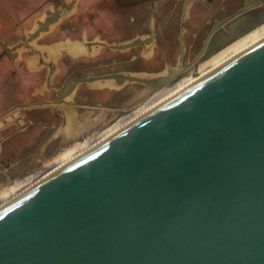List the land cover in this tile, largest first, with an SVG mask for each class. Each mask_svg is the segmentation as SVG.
<instances>
[{"label": "water", "instance_id": "water-1", "mask_svg": "<svg viewBox=\"0 0 264 264\" xmlns=\"http://www.w3.org/2000/svg\"><path fill=\"white\" fill-rule=\"evenodd\" d=\"M192 1H182L178 64L70 79L59 96L96 80L156 89L176 81ZM258 3L217 21L196 58L254 28ZM41 60L48 83L52 67ZM195 78L1 205L0 264H264V36ZM67 104L60 96L55 106L77 127L83 115Z\"/></svg>", "mask_w": 264, "mask_h": 264}, {"label": "crops", "instance_id": "crops-1", "mask_svg": "<svg viewBox=\"0 0 264 264\" xmlns=\"http://www.w3.org/2000/svg\"><path fill=\"white\" fill-rule=\"evenodd\" d=\"M6 1L7 0H1V6ZM14 1L13 12L17 15L15 20L19 24L22 23L19 28H22V34H24L23 36H25L27 22H32L33 25L36 23L40 24L41 22H45L44 20L47 17H56L57 15L59 19L56 24H60L62 21L73 20V18L77 17V20L81 19L80 22L76 21L80 27L72 28L74 30H82V38L86 39L85 41L83 40V42H78L74 39L70 41L73 44L80 45L82 47V53L80 52L79 55H75V53L72 52L71 46H69V48H71L70 54L68 51H63V53L69 54L66 56L72 58L78 56H86V58H99L103 55L108 57V59L105 60L102 66L109 65L108 63L110 62L111 64H119L122 66L117 70H106L104 67H96L94 69L98 70L87 73L83 76V78L117 72L151 71H148L146 68H138V60L136 61L135 68L129 66L130 64L128 63L133 61L131 58L134 55L137 56L136 54L131 53L130 57L128 53L133 50L134 46L126 47L124 49L107 47V53H105V51L103 52L102 48H100L101 46H104L99 45V43L104 39L101 37V32L99 31H103L102 34L104 31H119L120 35V30H127L131 29L133 26L135 27L134 23L131 24L130 22H127L125 23L126 25L123 24L126 20L124 14L136 13L137 8H141L147 4L144 2L145 0H42L39 7L35 9H31L32 5L26 4V0ZM146 1H149L148 3L151 4V7L150 12L148 11V16L145 19L144 29L150 30V33L153 31V35L150 36V33L142 35V38L143 36L146 38L145 42L143 44H138V46L144 45L146 52H152L151 54L153 55L154 47L158 45L159 40H163L160 41L162 42V45H168L166 40L169 35L166 30L171 28L170 25L177 24V36L175 39L178 41V28L183 0ZM170 1H180V9H177L175 4L171 5L173 6L172 8H168ZM217 1L219 2L217 3ZM246 2H250V0L192 1L188 4L183 20L184 43H190V45L193 44V41L198 38L199 32L206 24L212 22L209 27L210 29L217 21L229 16ZM26 7L29 10L25 11L24 8ZM165 8L167 9L165 10ZM21 13H27L28 15L27 17L26 15H22L23 21L20 20ZM78 15H80V18ZM176 16H178L177 22H175ZM0 20H2V18H0ZM132 22H134V19ZM12 27L13 25L10 29H12ZM90 29L98 31V34L95 35L98 36V40L96 42L89 40V37L85 36L86 32L83 30L89 31ZM6 30H8V26H6ZM115 36L118 38L117 33H115ZM170 36L172 37L171 33ZM116 38H113V40L107 39L109 42L106 43L115 44ZM127 39L117 40V42L122 43V41L124 42ZM189 39L190 41L188 42ZM72 41L77 42L75 43ZM56 42L57 41L54 43ZM1 44L5 47L4 51H6V53L8 52L6 55L8 57L7 60H10L14 64V68H16L17 86L15 87L12 85L5 71L2 70L4 66L2 59L3 56L0 53V119H2V121H0V177L5 172L9 174L23 172L25 171L24 167H31V165L36 161L41 163L44 161H40L41 157H45L44 159L49 157L50 154L57 150L56 148H58L59 145H62L63 142L67 141L69 136L68 121L63 111L54 105L57 100L49 97L48 93L42 90V85L30 89V86L33 85L38 78L36 77L35 80L33 79V75L30 74L38 71V69L33 66V63L40 58V55L37 53L33 55H26L21 52H16L13 48H10L13 44H5L2 40ZM34 44L35 48L42 45L38 42V40H35ZM51 44H53L52 41ZM173 44L174 42H169V45ZM42 52L43 56L49 57L47 50L43 49ZM63 53L60 52L57 59H55L56 67L54 68L53 75H57L61 71L59 60L63 57ZM121 54L126 55V57L118 58ZM168 60H170L169 57ZM166 61L167 58L164 62ZM99 65L101 66V64H98V66ZM20 69H22L24 73L28 74V76L25 77L19 75L18 70ZM113 81V79H104L96 80L94 82L78 83L77 85L72 86L71 94L69 97H66L65 100L72 108L75 109L76 113L80 112V106H106L107 104V106L109 105L108 107L112 108H125L134 104L136 102L135 85H133V83L129 85L128 83H124L122 85H118L116 83V85ZM18 85L20 86V90ZM7 87H10V89ZM125 90L128 91L126 92ZM14 92L19 93L20 101H16V99H14ZM9 94H11V98L8 100L7 96ZM75 98L81 99V101L79 102V100L77 101ZM89 113L90 109H85L81 115H83V119H89L86 123L91 124L94 123L96 118H90ZM94 115H96V113H94ZM82 118L80 119L79 124L81 123ZM63 120L66 121L65 124H63Z\"/></svg>", "mask_w": 264, "mask_h": 264}, {"label": "rangeland", "instance_id": "rangeland-1", "mask_svg": "<svg viewBox=\"0 0 264 264\" xmlns=\"http://www.w3.org/2000/svg\"><path fill=\"white\" fill-rule=\"evenodd\" d=\"M1 1V0H0ZM25 1V0H24ZM42 0H26L25 3L28 5H32L31 9H35L37 7H39L40 3ZM258 6L261 4H264V0H258ZM15 1L14 0H7L6 2H4L1 6L0 3V18H2V20H0V53H1V40L5 43V44H13L15 45L16 43L23 41L25 39L29 40V45L30 46H23L20 48H13V45L10 48H13L14 51L16 52H21L24 54H28V55H33V54H38L40 53L42 58L44 59V62H48L52 64V72L50 73V78H52V82L50 85L53 86H58L60 87V85L63 83L64 80H70L71 78H75V76L78 77H83L85 76L87 73L96 71L98 69H94L96 67H101L106 70H117L118 68L122 67L119 64H111L108 63L109 65H105L102 66L105 62V60L108 59V57L106 56H100L99 58H86V56L84 57H73L71 59V62L68 61V58L66 57V55H69L71 53V48H69V46H65L64 43H68L71 42L70 40L74 39L77 40L78 42H83V40L85 41L86 38H82V30L80 29H73V30H63V29H59V24L55 23H51V25L46 28L43 29L42 31H40V33L38 34V36H35L34 38H31L29 35L30 34H34V31H36L38 28H41V26L39 25V23H36L35 25H33L32 22H27L26 24V32H25V36H23L24 34H22V28H19L20 24L16 23L15 17L17 16L14 12H13V3ZM147 4L141 8H137L136 13L133 14H124L125 16V21L123 24L130 22L131 24L134 23L135 27H131V29H127V30H120V35H119V31L116 32H112V31H104V33L102 34L103 31H99L101 32V37H103V41L102 42H109L108 40H113V38H116L115 33H117L118 38H116V43L118 44L117 40H121V39H127L124 42L127 41H135V40H139L142 38V35L146 34V32H148V29H144V25H145V19L148 16V11L150 12V7L151 4L148 3L149 1H144ZM219 1H217L218 3ZM250 2H254L251 1ZM170 5H168V8H172L173 6H171L172 4H175V7L178 9H180L181 7V2L180 1H170L169 2ZM149 5V6H148ZM257 5H254L253 7H255ZM167 8H165L166 10ZM25 11L29 10L26 8H24ZM133 11V10H132ZM135 11V10H134ZM129 14V15H128ZM21 15H27L21 13ZM134 19V22H132V20ZM178 16H176L175 18V22H177ZM81 19L77 20L76 18H73V20H70L71 25L73 27H80L79 24H77L76 21L80 22ZM31 21V20H30ZM231 22V21H230ZM229 23H224L221 25L222 28H225L226 26L230 25ZM16 23V25L14 24ZM13 25L12 29L11 26ZM121 24V25H123ZM211 23H208L205 25V27L199 32L198 34V38L195 39L193 41V44L190 45V43L185 44L184 40H183V50H184V54L182 56V62L184 63V68L181 71L180 75H179V80L176 83H179L181 81H184L187 77L189 76H193L194 78L198 76V74L201 76V72L200 70L203 68V66L205 64L208 63V61H210L212 58L219 56L220 54L224 53L221 52L219 54L214 55L213 57H210L209 60H207L205 63L200 62L197 58H196V53L200 50L201 46H202V42L203 39L206 37V35L208 34V30ZM55 25V26H54ZM126 25V24H125ZM130 25V24H128ZM177 24L174 25H170V29H167V33H168V39L166 40V42H168V45H162L163 41L162 39L158 41V45H156L154 47V51H153V55L151 54L152 52H146L144 45L142 46H134V50H131L129 53V55L132 54H136L138 56V68H148L156 73H164L166 70V67L171 65V66H175L176 64L179 63L180 59H179V45H178V41L175 39V37L177 36ZM6 26H8V30H6ZM132 26V25H131ZM58 27V28H57ZM221 28V29H222ZM84 32H86V37H89V40H93L94 42H96L98 40V36H95L96 34H98V31L95 29H90L88 30H83ZM165 33V31H164ZM170 33L172 34V37L170 36ZM148 34V33H147ZM95 36V38H94ZM144 37V36H143ZM24 38V39H23ZM59 38V39H58ZM57 39V40H55ZM108 39V40H107ZM38 40V42H40V44H42L41 46H38L37 48H35V44L34 41ZM57 41L55 44L59 43V47L55 44L51 45V41L52 43H54L55 41ZM77 41H72V42H77ZM172 41L174 42L173 45H169V42ZM190 41V39L188 40V42ZM102 42H100L99 44H101ZM123 42V41H122ZM46 44V45H44ZM50 44V45H49ZM93 44V43H90ZM75 45V44H73ZM49 46V47H48ZM78 46V45H77ZM101 46V45H100ZM119 46L120 49H124L126 47H122L120 45ZM75 47V46H74ZM132 47V46H129ZM143 47V48H142ZM98 48V47H97ZM102 48V51L105 53H107V47H100ZM104 48V49H103ZM110 48V47H109ZM39 50V52L37 50ZM43 49L47 50L49 57L48 56H43ZM63 51H68L69 54H65L63 53ZM62 52L63 53V57L59 60V65H60V69L61 72H59L56 77H53V72H54V68L56 67L55 64V59H57L59 53ZM80 52L82 53V51L76 52L75 55H79ZM160 55L164 56L167 58L166 62H162V64L158 63V59H160ZM3 56V68L2 70L5 71V73L7 74L10 82L12 83L13 86H17V74H16V68H14V64L10 61L7 60V56ZM131 56V55H130ZM141 56V57H139ZM126 55L121 54L119 55L118 58H125ZM168 57L170 58V60H168ZM165 58V60H166ZM219 60V59H218ZM67 62L66 66L64 65V62ZM98 64H101V66ZM6 65V66H5ZM46 65L43 62H40L39 59L36 60L35 63H33V66L35 68L38 69V71L33 72L30 75H33V79H36V77H38V81H36L33 85L30 86V89H33L34 87H37L40 85L41 80H43V86L42 89H46L48 88L49 85V81L47 83V81L45 82L46 78H47V68L44 66ZM211 65L208 64V66ZM44 66V67H43ZM58 66V65H57ZM206 66L205 68H203L202 73L205 71V69L208 67ZM17 67V66H16ZM43 67V68H41ZM93 67V68H92ZM99 68V69H101ZM18 69V68H17ZM72 69V71H70ZM148 69V71H150ZM18 74L21 76H28V74L24 73L22 71V69L18 70ZM47 75V76H46ZM196 79V78H195ZM133 83V82H132ZM131 84L128 82V85ZM49 85V86H50ZM136 87V95H135V103L127 106V107H123V108H112V107H108L107 104L106 106H88V107H79L80 111L81 110H85V109H90V118H96V120L94 121V123H86V121H88L89 119H82L81 120V125L85 128L83 129V134L80 137V144H77L76 142L78 140H73V141H65L63 142L62 145H59L58 148H56V152L52 153L49 155V157H47L46 159H44L45 157H41L40 161H42L41 163H39L38 161L34 162L31 167H24L25 171L23 172H18V173H14V174H9L7 172H5L4 174H2V176L0 177V199L3 198L4 196H6L7 194H10L14 189L17 190L16 188L19 187H23L24 184L25 186L31 185L37 181H39L41 178H43L44 176H46L48 173H50L55 167H57L60 163H62L63 161H65L66 159H68L69 157H72L75 154L80 153V151H83L86 147H88L90 144H92L96 139H98L101 135L105 134L106 132H108L110 129H112V127L121 119H123L126 115L134 112L136 109L146 105L150 100H152L154 98V96L156 94L161 93L162 91L165 92V89H171L174 87V85L172 87H161V88H154L153 86H148V85H144V84H134ZM179 85V84H178ZM178 85H175V87H177ZM8 89H10V87H7ZM18 88L20 90V86L18 85ZM126 92L128 90H125ZM172 91V90H171ZM171 91H169V93H171ZM14 99L18 100L20 98V95L18 92H14ZM19 97V98H17ZM8 100L11 98V94H9L7 96ZM137 107V108H135ZM135 108V109H134ZM132 109H134L132 112L128 113L129 111H131ZM94 113H96V115H94ZM128 113V114H127ZM76 141V142H75ZM58 143V142H57ZM59 144V143H58ZM1 167V165H0ZM30 182V184H29ZM27 183V184H26Z\"/></svg>", "mask_w": 264, "mask_h": 264}, {"label": "bare ground", "instance_id": "bare-ground-1", "mask_svg": "<svg viewBox=\"0 0 264 264\" xmlns=\"http://www.w3.org/2000/svg\"><path fill=\"white\" fill-rule=\"evenodd\" d=\"M255 10H256V15H255L254 19H255V21L258 22L257 25L254 28H252L248 33H246L245 35H243L242 37L236 39L235 41H233L229 45H226L222 49H220L217 52H215L214 54H212L210 57H213L214 55L219 54V53H221V52L224 51V53L220 54L217 57L212 58L210 61H208L207 64H205L203 66V68H205L206 66H208V64L211 63V65H209L205 69V71L203 73H202L203 68L200 70L201 75H203V74L207 73L208 71L212 70L214 67H216L217 65H219L223 61L229 59L230 57H232L233 55H235L236 53H238L239 51H241L242 49H244L248 45L252 44L253 42L257 41L258 39H260V38H262L264 36V4H261L259 6H256ZM71 47H72V51L73 52H79V51L82 50V47L80 45L77 46V44H75V45H72L71 44ZM210 57L207 58L206 60L202 61V63H205L207 60L210 59ZM178 80H179V78L176 81H174V82H172V83H170V84H168V85L165 86V87H172L174 85L173 88H171V89H165L166 90L165 92L162 91L161 93L156 94L154 96V98L152 100H150L146 105H144V106L136 109L134 112L126 115L123 119L119 120L112 127V129H110L105 134L101 135L98 139H96L92 144H90L88 147H86L83 151H80V153L75 154L72 157H69L68 159H66L65 161H63L62 163H60L57 167H55L53 170H55L56 168L62 166L64 163L68 162L69 160H71L75 156H77V155L83 153L84 151L88 150L93 145H95L99 141H101L104 137H106L107 135H109L113 131L117 130L118 128L126 125L127 123H129L130 121H132L134 118H136L137 116H139L141 113H143L147 109H150L151 107L157 105L158 103H160L164 99L168 98L172 94L176 93L180 89L184 88L186 85H188L191 82H193L195 80V78L193 76H189L184 81H181L179 83H176ZM175 85H178V86L175 87ZM169 91H171V93H169ZM80 142L81 141H77L76 143L77 144H80ZM37 182H35V183H37ZM35 183H33V184H35ZM29 184H30V182H29ZM33 184L28 185V186H25V184H24L23 187L16 188L17 190L14 189L10 194H7L6 196H4L3 198L0 199V206L1 205H4V203L9 202L14 197H16L20 193L24 192L25 190H27Z\"/></svg>", "mask_w": 264, "mask_h": 264}, {"label": "flooded vegetation", "instance_id": "flooded-vegetation-1", "mask_svg": "<svg viewBox=\"0 0 264 264\" xmlns=\"http://www.w3.org/2000/svg\"><path fill=\"white\" fill-rule=\"evenodd\" d=\"M27 17V16H26ZM51 17L52 16H49V17H47L44 21H45V23H47V22H49L48 20H51ZM78 17L80 18V15H78ZM27 19V18H26ZM59 19V18H58ZM20 20H22L23 21V16L21 15V18H20ZM17 23V22H16ZM16 23H14L15 25H16ZM14 24H12V25H14ZM17 24H19V23H17ZM22 25V23H20V25L19 26H21ZM60 27H59V29H63V30H68V29H70V30H73V26H70L71 25V23H70V20H66V21H62V22H60ZM58 28V27H57ZM149 34L150 33V30H148V32H146V34ZM59 39V38H58ZM55 40H57V39H55ZM55 40H53V41H55ZM1 54L2 55H4V56H6L7 55V53H6V51H4V49H5V47H3V45L1 44ZM135 48L133 47V50H134ZM39 54V53H38ZM26 55H28V54H26ZM67 58H68V61H70L71 62V59H72V57H68V56H66ZM131 57V56H130ZM140 57V56H139ZM129 58V57H128ZM160 59H158L157 61H158V63L159 64H162V62H164V58H166V57H164V56H162V55H160V57H159ZM40 59V62H43V60H41L42 58L40 57L39 58ZM131 59H133V61H131V63L129 62L128 64H130L129 66H131V67H133V68H135V65H136V61L138 60V56H133ZM120 63H124V62H120ZM50 65H51V67H52V64L51 63H49ZM66 64H67V62L65 61L64 62V65L66 66ZM124 64H127V63H124ZM46 68H47V75H48V69H49V67H48V65H44ZM43 66V67H44ZM145 68V67H144ZM147 70L149 69V67L148 68H146ZM150 70V69H149ZM70 71H72V69L70 70ZM52 72V71H51ZM50 72V73H51ZM61 72V71H60ZM46 75V76H47ZM58 76V75H57ZM53 77H56V75H53ZM75 78H83V77H78V76H75ZM38 79L39 78H37V81H38ZM71 79H74V78H71ZM36 80V79H35ZM45 81H47V78H46V80ZM43 80H41V83H40V86L42 85L43 86ZM51 82H52V78H50L49 79V85L51 84ZM66 82V80H64L63 81V83L60 85V87H58V86H53V85H48V88H46V89H42V90H44L45 92H47L48 93V95H49V97H51V98H55L56 100H57V102L59 101V99H60V96H62L63 97V99H66V97H69L70 96V94H71V88H70V90H69V88H68V90L66 89L63 93H61L62 95H60L59 96V94H58V91L59 90H63L62 88H63V85H64V83ZM44 93V92H43ZM14 96V95H13ZM17 98H19V97H17ZM77 101L79 100V102L81 101V99H78V98H75ZM16 101H20V98L18 99V100H16ZM94 101H96V100H94ZM54 105H56V102L54 103ZM67 105H69V104H67ZM83 111L84 110H81L80 112H78V114H82L83 113ZM64 113V112H63ZM64 115H65V113H64ZM66 117V116H65ZM80 119H81V117L79 118V120H78V126L77 127H74V126H70V124H68L69 125V136H68V138H67V141H73L74 139L75 140H77V139H79L80 137H81V135L84 133L83 132V129H85L82 125H81V123L79 124V121H80ZM83 119V118H82ZM65 120H63V124H65ZM54 152H56V150L54 151Z\"/></svg>", "mask_w": 264, "mask_h": 264}, {"label": "built area", "instance_id": "built-area-1", "mask_svg": "<svg viewBox=\"0 0 264 264\" xmlns=\"http://www.w3.org/2000/svg\"><path fill=\"white\" fill-rule=\"evenodd\" d=\"M198 76H199V74H198ZM135 108H137V107H135ZM135 108H134V109H135ZM134 109H132V110H131V111H129L128 113L132 112ZM128 113H127V114H128Z\"/></svg>", "mask_w": 264, "mask_h": 264}]
</instances>
